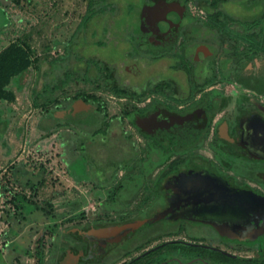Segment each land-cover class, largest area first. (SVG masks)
<instances>
[{
  "label": "flooded vegetation",
  "instance_id": "af4514ba",
  "mask_svg": "<svg viewBox=\"0 0 264 264\" xmlns=\"http://www.w3.org/2000/svg\"><path fill=\"white\" fill-rule=\"evenodd\" d=\"M227 1L162 0L154 6L167 8L155 41H142L139 16L128 44L131 54L159 63L155 76L134 90L113 64L92 65V82L101 86L102 74L119 111L105 112V98L94 91L71 100L63 92L60 111L75 113L59 117L61 129L65 138L72 131L78 138V160L90 159L99 136L139 134L143 143L138 158L132 150L129 158L104 162L112 205L104 211L116 219L46 226L37 264H58L71 250L88 253L93 243L82 230L156 214L165 216L80 264L112 256V264H264V9L242 18L219 9ZM190 3L206 11L193 13Z\"/></svg>",
  "mask_w": 264,
  "mask_h": 264
},
{
  "label": "rangeland",
  "instance_id": "374dc122",
  "mask_svg": "<svg viewBox=\"0 0 264 264\" xmlns=\"http://www.w3.org/2000/svg\"><path fill=\"white\" fill-rule=\"evenodd\" d=\"M144 3L145 0H18L17 4L0 0V50L18 39L40 60L39 68L12 82L16 100L0 105V119L7 123L5 135L0 131V264H37V240L46 226L116 219L117 213L104 211L105 206L108 211L112 206L105 197L111 183L104 184L101 178L104 162L129 158L132 150L136 158L140 157L141 136H99L90 159L82 162L77 159L80 152L76 135L72 131V137L65 138L49 113L34 107L33 96L47 85L60 84L69 74L73 83L61 94L58 92L57 106H63L64 91L71 100L84 90L105 98V112L119 111L102 74L98 72L101 86L92 82L96 73L93 60L113 64L118 78L134 90L140 89L141 80L155 76L159 63L131 54L128 44L131 31L139 30ZM190 4L193 13L206 11L203 6L195 9L194 3ZM219 9L245 18L260 14L264 2L228 0ZM85 20L87 24H83ZM55 107L56 104L50 106ZM107 142V148L102 149ZM138 199H133L132 204ZM51 240L52 237L45 242L46 251ZM116 258L109 257L100 264H112Z\"/></svg>",
  "mask_w": 264,
  "mask_h": 264
},
{
  "label": "trees",
  "instance_id": "16d2710c",
  "mask_svg": "<svg viewBox=\"0 0 264 264\" xmlns=\"http://www.w3.org/2000/svg\"><path fill=\"white\" fill-rule=\"evenodd\" d=\"M12 3H17L18 0H7ZM146 2L153 3L156 0H145ZM158 1V0H157ZM162 0H159L157 3L150 7H156ZM168 2V0H163ZM187 1V0H185ZM202 5V4H201ZM88 20H85L83 24H87ZM100 44V43H99ZM93 62H97L93 60ZM40 60H36L33 57L32 51L30 47L16 39L11 40L2 50H0V105L6 103H12L16 100V94L14 90L11 88V84L13 81L19 80L22 76L28 73L33 68H39ZM100 71H103L105 68L99 66ZM67 78L64 79L60 84H55L52 86H45L44 90L41 92H36L35 96H33V105L35 108L43 109L45 112L49 113L52 121L57 127H61L62 120L56 115L58 111H60V107L57 106L59 104L58 92L60 94L63 91L64 87H69L72 83V77L69 74H66ZM84 90H80L77 92L78 95H85ZM84 100L88 101L86 97ZM56 104L54 109H51L50 106ZM1 113V111H0ZM5 123V124H4ZM4 124V127L1 126ZM6 122H3L0 119V131L5 135L7 131ZM43 237L40 238L39 252L37 253L38 263H41L42 254H43Z\"/></svg>",
  "mask_w": 264,
  "mask_h": 264
},
{
  "label": "water",
  "instance_id": "95a60500",
  "mask_svg": "<svg viewBox=\"0 0 264 264\" xmlns=\"http://www.w3.org/2000/svg\"><path fill=\"white\" fill-rule=\"evenodd\" d=\"M165 11H167V8L157 9L148 5L143 6L141 11V27L146 37L142 39L143 42L146 40L155 41L156 36L160 34L161 26L158 25V20ZM74 109V111H77L76 106ZM74 113L75 112L73 111H59L56 115L58 117H72L74 116ZM164 216L165 214H156L147 219L134 220L122 224L92 227L88 230H82L79 234L90 244L93 243V247L89 249L88 253H75V251L71 250L58 260V264H80V262L96 261L99 258L98 256L103 254L105 249H108L110 242L113 240L146 227ZM96 245H98V247H96ZM94 249H96L95 252L92 251Z\"/></svg>",
  "mask_w": 264,
  "mask_h": 264
}]
</instances>
